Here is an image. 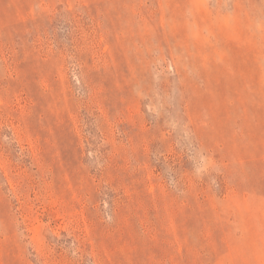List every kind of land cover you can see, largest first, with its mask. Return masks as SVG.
Masks as SVG:
<instances>
[{
    "label": "rangeland",
    "instance_id": "rangeland-1",
    "mask_svg": "<svg viewBox=\"0 0 264 264\" xmlns=\"http://www.w3.org/2000/svg\"><path fill=\"white\" fill-rule=\"evenodd\" d=\"M0 264H264V0H0Z\"/></svg>",
    "mask_w": 264,
    "mask_h": 264
}]
</instances>
